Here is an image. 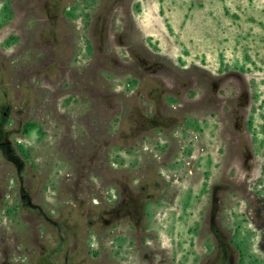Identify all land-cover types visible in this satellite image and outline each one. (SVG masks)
Segmentation results:
<instances>
[{
  "label": "flooded vegetation",
  "instance_id": "1",
  "mask_svg": "<svg viewBox=\"0 0 264 264\" xmlns=\"http://www.w3.org/2000/svg\"><path fill=\"white\" fill-rule=\"evenodd\" d=\"M82 1L81 18L95 52L75 70L70 40L75 6ZM95 1L101 7L90 6V0H4L8 22L18 25L19 50L15 60L11 54L5 63L0 60V207L6 196L16 195L20 209L36 211L29 264H117L108 244L114 240L128 241L134 254L154 264V256L163 253L148 228L147 206L170 200L169 185L157 171L163 161L155 156L132 171L112 170L110 146L122 149L133 142L136 147L158 130L166 135L202 101L208 103L206 97L189 101L180 95L182 82L145 48L128 41V0ZM116 14L121 23L113 33ZM113 81L118 82L114 89ZM69 104H79L77 114H71ZM116 119L117 129L110 135ZM30 122L38 126L40 138L48 132L55 138L60 155L72 165L59 179L63 205L53 209L54 217L44 211L41 174L30 170L14 143ZM241 183L237 177L232 186L248 197L254 222L264 224L254 196ZM108 185L114 188L110 199ZM213 231L214 250L203 264H235L237 246L215 227ZM91 238L98 241V252ZM3 250L0 264H7Z\"/></svg>",
  "mask_w": 264,
  "mask_h": 264
},
{
  "label": "rangeland",
  "instance_id": "2",
  "mask_svg": "<svg viewBox=\"0 0 264 264\" xmlns=\"http://www.w3.org/2000/svg\"><path fill=\"white\" fill-rule=\"evenodd\" d=\"M93 1L90 0V6L101 7ZM127 3L131 23L128 41L145 48L165 67L167 74L182 82L180 95L189 101L201 97L208 100L186 114L183 123L178 121L170 127L166 135L158 130L146 136L142 145L133 147L132 142L122 149L115 143L110 146L107 163L112 170L132 171L156 159L155 156L163 161L157 171L169 185L170 200L162 199L147 206L148 228L155 235L157 249L163 253L154 256V264H203L214 250V227L237 246L235 264H264V224L254 222L248 212V197L232 186L237 177L243 180L241 186L254 196L264 216V0H239L236 10L243 14L239 18L231 17L232 9L225 7L227 0H128ZM83 4L82 1L75 6V27L70 40L71 65L75 70L85 65L95 52L86 19L81 18ZM5 14L4 0H0L3 63L8 54L14 60L18 58L19 50L18 25L15 21L8 22ZM184 16L190 19L189 32L174 33L169 26L170 17L180 23ZM112 21V31L116 33L121 16L116 14ZM213 23L229 33L226 40L235 49L233 63L227 64L228 67L194 63L182 52L185 45L181 39L213 45L214 35L208 31ZM111 83L113 89L118 85ZM78 105L69 104L72 115L77 114ZM172 106L178 107L177 103ZM116 129L117 119L111 122L108 133L114 135ZM14 143L20 147L30 170L41 174L44 211L54 217L53 209L63 205L58 194L59 179L72 170L71 163L62 158L49 132L40 138L34 122L25 125ZM107 192L110 199L114 188L108 185ZM16 197L6 196L3 204L1 201L0 261L4 259V246L7 264H29L27 253H33L30 238L35 233L36 211L20 209ZM97 242L90 239L98 252ZM108 244L117 264H147L134 254L128 241L114 240Z\"/></svg>",
  "mask_w": 264,
  "mask_h": 264
},
{
  "label": "crops",
  "instance_id": "3",
  "mask_svg": "<svg viewBox=\"0 0 264 264\" xmlns=\"http://www.w3.org/2000/svg\"><path fill=\"white\" fill-rule=\"evenodd\" d=\"M227 1H228V5H226L225 7L232 9L231 17L233 16H236V18H239L240 16L243 17L242 12L236 10V6H238L239 0H227ZM234 12H238V13L236 14ZM225 14L226 13H224V16H226ZM189 23H190V19L187 16H184V21H180V23L175 21L172 17H170L169 20V26L174 33L182 32L184 34H187L190 30V27L188 28ZM182 24H184L183 28L181 27ZM213 24L214 25L208 28V31L214 35L213 45H208L206 42L195 41L194 43L191 42V40L189 41L188 39L185 40L181 39L180 42L184 43L185 45V48L182 49V52L186 53L188 60L193 61L194 63L204 62L208 65L215 67H221V66L228 67L229 65L227 64L233 63L232 58L234 57L232 55L235 49L229 44V40H226V37L228 38L229 33L228 32L224 33L222 31V27L218 23H213Z\"/></svg>",
  "mask_w": 264,
  "mask_h": 264
}]
</instances>
